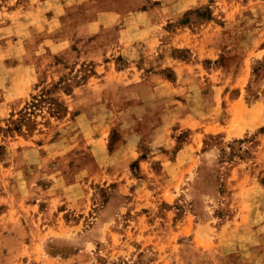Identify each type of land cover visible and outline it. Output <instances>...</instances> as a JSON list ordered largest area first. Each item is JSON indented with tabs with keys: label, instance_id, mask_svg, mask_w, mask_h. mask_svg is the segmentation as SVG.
Here are the masks:
<instances>
[{
	"label": "rangeland",
	"instance_id": "374dc122",
	"mask_svg": "<svg viewBox=\"0 0 264 264\" xmlns=\"http://www.w3.org/2000/svg\"><path fill=\"white\" fill-rule=\"evenodd\" d=\"M0 264H264V0H0Z\"/></svg>",
	"mask_w": 264,
	"mask_h": 264
}]
</instances>
